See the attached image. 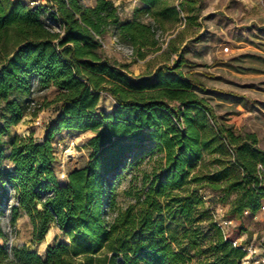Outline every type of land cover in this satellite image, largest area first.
<instances>
[{"label": "trees", "instance_id": "1", "mask_svg": "<svg viewBox=\"0 0 264 264\" xmlns=\"http://www.w3.org/2000/svg\"><path fill=\"white\" fill-rule=\"evenodd\" d=\"M52 2L57 14L50 17L61 23L63 34L47 26L44 7L0 0V209L10 199V186L18 201L15 224L26 212L34 241H43L56 224L69 242L49 246L45 258L26 246L14 247L11 255L2 244L0 264H186L185 253L173 245L166 216L194 221L205 206L201 190L207 186L225 196L238 194L232 215L247 209L257 213L264 199L259 176L264 150L256 134H238L218 120L196 92L202 83L181 70L191 63L183 54L173 65L136 76L128 64L104 54L101 40L111 33L144 56V49L159 47L157 33L167 28L170 17L178 22L182 12L192 18L196 0L178 5L143 0L146 6L136 7L132 20L112 0H96L93 7L83 0ZM35 77L42 91L55 87L58 108L43 138L16 135L7 156L5 136L29 113ZM102 93L116 102L110 112L100 107ZM40 110L41 105L31 115ZM65 130L94 135L89 159L60 184L54 140ZM227 146L242 174L236 176L234 164L221 162L219 170L202 176L197 165L205 154H223ZM155 151L162 155L156 160ZM7 158L12 168L5 165ZM152 161L150 170H142V186L124 190L131 200L123 205L118 193L123 172ZM203 208L219 238L211 245L214 257L199 264H240L244 251L224 238L211 210ZM186 237L189 245H197L196 231Z\"/></svg>", "mask_w": 264, "mask_h": 264}, {"label": "rangeland", "instance_id": "2", "mask_svg": "<svg viewBox=\"0 0 264 264\" xmlns=\"http://www.w3.org/2000/svg\"><path fill=\"white\" fill-rule=\"evenodd\" d=\"M171 1L175 5L179 3V0ZM195 7V12L189 15L192 18L182 12L178 22L170 17L167 28L157 33L159 47L144 49V56L130 45L134 51L133 58L116 51L111 33L104 37L105 47L102 46V50L112 60L128 64L130 73L136 76L152 73L163 65H173L183 54L191 63L185 64L181 70L184 74L192 73L202 83L196 92L212 106L218 120L232 126L238 134H256L258 147L264 150V0H196ZM124 11L127 12L126 9ZM56 95L50 89L37 92L36 99L41 110L26 122L19 123L17 130L23 132V136L34 134L37 139L44 137L49 118L59 105L54 103ZM101 97L102 109L110 112L116 107L110 94L102 93ZM209 122L213 125L210 117ZM92 134V131L65 130L55 138L57 160L54 168L60 184L66 183L70 171L81 168L89 159L91 148L88 142ZM69 149H73L76 155H71L64 165ZM227 149L228 152L223 154H205L197 165L202 176H210L219 170L221 162L231 166L234 164V174H242L241 168L235 164L232 147L227 146ZM160 156L161 153L155 151L153 158L156 160ZM153 165V161L142 162L123 172L118 180L119 201L123 205L131 200L123 194L124 190L142 186V170H150ZM194 186L195 183L189 185L190 188ZM201 193L206 197L205 206L196 212L194 221L183 217L170 220L166 216L167 225L176 240L173 245L185 253L186 264H199L214 257L211 245L218 240L219 234L209 211L203 207L210 210L212 207H222L226 218L233 220L228 228L231 237L264 247L262 215L250 212L231 214L237 193L225 196L223 191L210 186L203 188ZM194 231L199 238L197 245L191 246L186 234L190 232L193 235ZM64 237L61 230L52 229L43 241H34L33 224L30 217H24L16 222L13 244L17 248L26 246L45 258L49 246L63 241ZM4 241L5 237L0 235V245Z\"/></svg>", "mask_w": 264, "mask_h": 264}, {"label": "built area", "instance_id": "3", "mask_svg": "<svg viewBox=\"0 0 264 264\" xmlns=\"http://www.w3.org/2000/svg\"><path fill=\"white\" fill-rule=\"evenodd\" d=\"M29 5L31 7H44L46 10L44 12V19L47 23V26L51 28L52 30L59 32L60 34L64 33V27L61 25L60 22L53 20L50 17V13L53 12L57 14V8L52 2V0H29ZM102 46L105 47V42L101 40ZM112 44L114 45V49L120 53H123L129 58L134 57V51L133 48L129 45L121 43L117 37H114L112 40ZM33 88H32V96L31 101L29 102V113L35 112L39 107L40 104L38 103V100L36 99V94L38 91H40V80L38 77H35L33 79ZM56 145V144H55ZM259 176L261 180L264 181V166L262 164H259ZM10 199L3 203L1 206L0 211V229L4 234L5 241L3 244H6L8 248V252L12 255L14 244V236L16 233V224L13 222V207L18 205V201L15 198V191L12 187H7ZM204 199H206L205 196H203ZM252 213L251 210H245L244 213ZM258 215H262L264 218V199L261 202V206L258 210ZM211 214L213 217V220L217 223L219 228L222 230L223 236L225 239H230L234 247H239L244 251V256L240 260V264H264V247H258L254 245L253 243H247L243 242L241 238H233L230 236L228 232V228L230 225L233 224L232 219H228L225 216L224 210L222 207H212L211 208ZM257 215V214H256Z\"/></svg>", "mask_w": 264, "mask_h": 264}, {"label": "crops", "instance_id": "4", "mask_svg": "<svg viewBox=\"0 0 264 264\" xmlns=\"http://www.w3.org/2000/svg\"><path fill=\"white\" fill-rule=\"evenodd\" d=\"M83 1H84V3H85L86 5H88V6H90V7H93V6L95 5V3H96V0H88V1H87V0H83ZM112 1H113L116 5H120V6L122 7V9H124V10L126 9V10H127V12H125V11L123 10V14L125 15V16L123 15V17H124L125 19H130V20H132V19L134 18V16H135V12H134V10H135L136 7H145V6H146V4L143 2V0H112ZM105 37H106V36H105ZM49 89H50V90H54V91L56 92V89H55L54 86L50 87ZM100 105H102V97H101V100H100ZM54 116H55V111H53V114H52L51 118H49V121H50ZM32 117H33V116H32L31 114L28 113V114L24 117V119L21 121V123L26 122L28 119H31ZM21 123H20V124H21ZM20 124L13 126V127L11 128V131L9 132V134H8L7 136H5V141H6V144H7V152H6L7 156L10 155L11 142L13 141L14 137H15L16 135H23V132H19V131L17 130V127H18ZM91 136H93V134H92ZM5 165H6L7 167H9V168H12V166H13V164H12V162H11V160H10L9 158H7V159L5 160ZM24 217H29V216H28L25 212H21L20 216H19L18 219H17V222H18L19 219L24 218ZM52 229H53L54 231H55V229L58 230V231H60V229L58 228V226L54 224V225L49 229L47 235H48L49 233H51V230H52ZM63 242L68 243L69 240H68L66 237H64Z\"/></svg>", "mask_w": 264, "mask_h": 264}, {"label": "bare ground", "instance_id": "5", "mask_svg": "<svg viewBox=\"0 0 264 264\" xmlns=\"http://www.w3.org/2000/svg\"><path fill=\"white\" fill-rule=\"evenodd\" d=\"M71 155H74V156L76 155V152H75L73 149H69V150H68V153H67V155H66L65 162H63L64 165L67 163L66 161L70 159V156H71ZM64 165H63V166H64Z\"/></svg>", "mask_w": 264, "mask_h": 264}, {"label": "water", "instance_id": "6", "mask_svg": "<svg viewBox=\"0 0 264 264\" xmlns=\"http://www.w3.org/2000/svg\"><path fill=\"white\" fill-rule=\"evenodd\" d=\"M76 170V169H75Z\"/></svg>", "mask_w": 264, "mask_h": 264}]
</instances>
